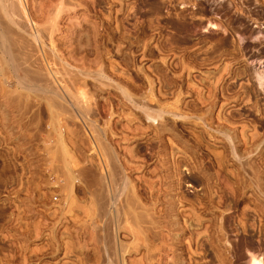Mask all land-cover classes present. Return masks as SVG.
<instances>
[{
    "label": "rangeland",
    "instance_id": "rangeland-1",
    "mask_svg": "<svg viewBox=\"0 0 264 264\" xmlns=\"http://www.w3.org/2000/svg\"><path fill=\"white\" fill-rule=\"evenodd\" d=\"M12 1L19 14L7 20L12 27L16 21L15 30L23 28L41 66L48 54L58 79L80 92L75 101L81 107H47L35 94L28 104L10 101L24 74H6V97L0 94V264H120L121 258L126 264H249L254 255L264 263V157L253 159L255 177L247 173L259 182L241 195L234 141L222 148L203 137L200 118L199 127L190 121L217 92L213 115L227 104L232 127L262 141L250 156L264 152V84L258 80L264 75V0ZM45 68L53 86L54 72ZM251 87L260 94L253 90L245 98L240 90ZM147 111L161 114L165 127L145 118L141 127L157 125V132L121 139L116 121L124 116L125 125L131 112ZM94 127L104 150L113 157L131 150L125 157L140 169L118 175V190H124L115 206L105 188L101 215L93 203Z\"/></svg>",
    "mask_w": 264,
    "mask_h": 264
},
{
    "label": "bare ground",
    "instance_id": "bare-ground-1",
    "mask_svg": "<svg viewBox=\"0 0 264 264\" xmlns=\"http://www.w3.org/2000/svg\"><path fill=\"white\" fill-rule=\"evenodd\" d=\"M9 1L10 0H0V76L2 75L3 77H1L0 78V94L2 95V97L3 96H5L6 97V95H5V93H6V87H7V85H5V83H6V80L5 79H7L6 78V74L8 73H11V71H15V72H23V74H24V78H19L18 77V80L16 81L15 80V82H16V84H17V89L15 90V91H13L14 93L16 92V94L15 95H9V98L11 99L10 101H13V102H15L16 101V103L18 102V103H26V104H28V102L30 101L28 98H30V97H32V98H34L32 95L33 94H35V95H37L39 98H42V99H44L46 102H44L46 105H47V107H55V108H59V107H62V106H64L65 107V105L67 104V105H69V106H71V107H73V111H74V108H76V110H80V108L79 107H81V103L79 104V100H76L75 101V98L76 99H80L79 97H77L76 96V93L77 92H75V91H72V89L70 88V90H69V88H67L66 86H65V84H63V82H62V80H59L58 79V77L56 76V74H55V72H54V69H55V67H54V69H53V66L51 67V60L49 61V58L47 57L48 56V54H45L44 53V60H45V62H46V64H47V66H48V68H47V66H41L42 64L41 63H39L38 62V60H36V59H33V54H32V52H33V50H31L32 48H31V44H30V40H28L27 39V36H25V35H23L22 33H20L21 31V29H23L22 27H20L21 29L19 30V31H17V30H15L13 27H14V23L16 22L15 20H13V21H15L14 23H13V27L11 26L12 24V21H11V23L7 20V17H10V19L11 18H13V16L12 15H16V13H14L15 12V10H14V8L15 7H17L19 4H18V2H17V6H14L13 5V3H11V2H13L12 0H11V4L9 3ZM15 1H19V0H15ZM21 2H22V0H21ZM23 3V2H22ZM20 4V5H23V4ZM16 4V3H15ZM25 4V3H24ZM24 6V5H23ZM22 6V7H23ZM26 6V5H25ZM52 6V5H51ZM18 8V7H17ZM17 8H16V11H17ZM54 8V7H53ZM19 9V8H18ZM24 10H25V8H24ZM19 11V10H18ZM21 11V10H20ZM19 13H17V15H18ZM25 14V13H24ZM262 14V13H261ZM36 15V14H35ZM25 16V15H24ZM15 17V16H14ZM42 18V17H41ZM49 20V19H48ZM17 21H18V19H17ZM19 24V23H18ZM21 24V23H20ZM232 24V23H231ZM25 26V25H24ZM42 26V25H41ZM59 26V25H58ZM26 28V27H25ZM25 28H24V30H25ZM32 28V27H31ZM30 28V29H31ZM36 31H37V29H35ZM34 30V31H35ZM128 30V29H127ZM31 31V30H30ZM33 31V32H34ZM35 31V32H36ZM39 31V30H38ZM56 31V30H55ZM29 32V31H28ZM25 33V32H24ZM32 33V32H31ZM37 34H36V36H38V35H40L41 33H38V32H36ZM27 34V33H26ZM30 34V33H29ZM28 34V35H29ZM35 36V35H34ZM243 37V36H242ZM29 38V37H28ZM38 38V40H41V39H43V38H41V39H39V37H37ZM47 38V37H46ZM231 38V37H230ZM35 38L33 37V40H34ZM36 40V39H35ZM44 40V39H43ZM31 41H32V39H31ZM37 42H39V43H41L40 41H37ZM33 44V43H32ZM33 45H37L36 43H34ZM39 45H42V43L41 44H39ZM39 45H37V46H39ZM247 46V45H246ZM40 47H42V46H40ZM39 47V48H40ZM42 48H44V47H42ZM38 50V49H37ZM55 50V49H54ZM32 51V52H31ZM40 51V50H39ZM43 51V50H42ZM35 52V51H34ZM37 52V51H36ZM56 52V51H55ZM42 53V52H41ZM35 54V53H34ZM52 55V54H51ZM41 56V55H40ZM42 58V57H41ZM251 58H253V57H251ZM54 63V62H53ZM43 64H44V61H43ZM45 64V65H46ZM227 64V63H226ZM23 65H25V66H23ZM55 65H56V63H55ZM22 66V67H21ZM64 66V65H63ZM43 68H45L46 69V72L48 71V73L51 75V73L52 72H54L53 74V77L52 78H54L53 80H54V85L53 86H55V87H53L52 85H50L49 83H48V79H47V77L45 78V76H44V74H43ZM50 68V69H49ZM66 69V68H65ZM225 70V69H224ZM57 71V70H56ZM95 71V70H94ZM223 71V70H222ZM58 72V71H57ZM230 72V71H229ZM241 72V71H240ZM69 74V73H68ZM46 75V74H45ZM67 75V74H66ZM11 76V75H10ZM10 76H8V77H10ZM52 76V75H51ZM50 76V77H51ZM73 76V75H72ZM209 76V75H208ZM5 77V78H4ZM64 77V76H63ZM221 77V76H220ZM219 77V78H220ZM233 77V76H232ZM196 78V77H195ZM9 79V78H8ZM61 79V78H60ZM69 79V78H68ZM233 79V78H232ZM206 80V79H205ZM225 80V79H224ZM258 80H259V83H260V85H262V84H264V75L262 74L261 76H259L258 77ZM52 81V80H51ZM67 81V80H66ZM74 81V80H73ZM76 81V80H75ZM103 81V80H102ZM101 81V82H102ZM193 81V80H192ZM220 81V80H219ZM49 82H50V80H49ZM70 82V81H69ZM201 82V81H200ZM77 82H73V87L75 86L76 87V84ZM84 83H85V81H84ZM108 83V82H107ZM128 83V82H127ZM216 83H217V79H216ZM53 84V83H52ZM86 84V83H85ZM71 85V86H72ZM77 85H79V84H77ZM81 85H84L83 83L81 84ZM81 85H79L80 87H78L80 90H84V89H81L82 87H81ZM85 86V85H84ZM212 87H213V85H211ZM69 87V86H68ZM194 87V86H193ZM192 87V88H193ZM204 87V86H203ZM243 87V86H242ZM51 88V89H50ZM76 90V89H75ZM78 90V89H77ZM102 90V89H101ZM138 90V89H137ZM204 90V89H203ZM210 90V89H209ZM253 90H256V89H253L252 87L251 88H249L248 90H244V88L242 89V90H240V93L242 94V95H244L245 94V98H246V96H248L249 95V92L251 91H253ZM103 91V90H102ZM193 91H194V89H193ZM212 91H214L213 89H212ZM257 91V90H256ZM221 92V91H220ZM253 92H255V91H253ZM258 92V93H257ZM256 93L257 94H260L259 93V91H257ZM78 93H80V92H78ZM78 93H77V95H78ZM210 93H211V91H210ZM219 93V92H218ZM83 94H85L84 92H82V95ZM90 94V93H89ZM251 94V93H250ZM253 94V93H252ZM81 95V96H82ZM85 95H87V93L85 94ZM202 95H203V93H202ZM8 96V95H7ZM216 96H217V92H216V94H215V96H214V99H213V101H212V104H211V102H210V104H211V106L208 108V109H206V111L204 112V113H202V111H201V114H198V112L197 111H195L193 114H192V117H194V118H190V121H191V123H192V125L193 126H195V127H197L198 125L197 124H199V122L198 121H200L198 118H200L203 122L202 123H205V126L203 127V130H202V134H203V137H205V139L206 138H208V139H212V138H214V140L215 141H218V142H220V143H222L223 144V146H221L222 148L224 147V146H226L227 145V142H228V140L227 139H232L233 141H234V143H235V146H234V148H235V150H236V152L235 153H237L236 155H237V160H236V158H235V162H236V171H237V181H238V188H239V190L241 191L240 192V194L242 195L243 194V192H244V189L245 188H247V186H254V184L255 185H257V182H259V181H256V179H254L253 177L251 178V177H247L248 175H252L253 174V176L255 177L257 174V170H256V166H255V164H254V162L255 161H253V159L254 158H256L257 159V156H260L261 157V159L264 157L263 156V154H264V152H263V150H260L259 152H258V154L256 153V155L255 156H253V155H251L250 156V154H254V152L256 151V150H258V147L260 146V144H261V142H260V138H259V136H257L254 132L252 133H247L246 132V130L244 129V128H242V127H244L243 125H240V126H242L241 128V130L239 129V126H235V127H232L233 125H235L234 124V119L233 120H231L230 119V117H228L229 115V112L227 113V115H226V107H227V104H222L221 105V107H220V111L218 112V114H216L217 116H215V115H213V112H212V108H215L214 107V103H215V98H216ZM251 96V95H250ZM249 96V97H250ZM257 96V95H256ZM259 96V95H258ZM87 97V96H86ZM86 97L85 96H83V98L84 99H86ZM199 97V96H198ZM202 97V96H201ZM170 98V97H169ZM205 98H206V96H205ZM205 98H201V105H206L207 106V100L205 99ZM213 97H211V99H212ZM219 98V97H218ZM35 99V98H34ZM82 99V98H81ZM128 99H129V97H128ZM199 99V98H198ZM208 99H209V97H208ZM229 99V98H228ZM244 99V98H243ZM243 99L241 98H239V100L240 101H242L243 102ZM251 99V98H250ZM40 100V99H39ZM83 100V99H82ZM87 100L89 101V97L87 98ZM86 100V101H87ZM210 100V99H209ZM249 100V99H248ZM41 101H43V100H41ZM85 101V100H84ZM85 101V102H86ZM32 101H30V103H31ZM40 102V101H39ZM82 103H83V105H84V102L83 101H81ZM195 102V101H194ZM29 103V104H30ZM123 103V102H122ZM217 103V102H216ZM225 103V102H224ZM229 103V102H228ZM11 105V104H10ZM9 105V106H10ZM39 105H40V103H39ZM42 105V104H41ZM66 105V106H67ZM86 105H88V102H87V104ZM193 105V104H192ZM216 105V104H215ZM13 106V105H12ZM27 106V105H26ZM85 106V105H84ZM246 106H247V104H246ZM43 107V106H42ZM68 107V106H67ZM194 107V106H193ZM258 107V106H257ZM92 108V107H91ZM203 108V107H202ZM201 108V109H202ZM206 108V107H205ZM244 108H246V107H244ZM251 108V107H250ZM82 109V108H81ZM88 109H90V108H88ZM88 109H86L85 107H84V110H88ZM243 109V108H242ZM263 108H261V110H262ZM83 110V111H84ZM196 110V109H195ZM90 111V110H89ZM156 111V110H155ZM194 111V110H193ZM204 111V110H203ZM243 111V110H242ZM263 111V110H262ZM261 111V112H262ZM10 112V111H9ZM255 112V111H254ZM161 113V112H160ZM91 114H92V112H91ZM137 113H135L134 114V112L132 113H130V114H128L127 115V121H128V123L127 124H125V125H123L122 123H123V118H124V116H122V113L120 114L121 116H122V118L121 119H119L118 121H116L117 122V124H119V126L121 127L120 128V138L121 139H123V140H126V141H128V140H134V141H137V140H139V138L143 135V134H147V133H152V132H154V131H156L157 132V130H158V127L159 126H157V125H153V124H149V125H147L145 128H143V127H141V125H142V123H143V121H145V118H148V119H151L152 120V122L154 123L155 121H159L158 119H159V117H160V115L161 114H157V113H152L151 111L150 112H146V116L144 115V114H138V115H136ZM243 114V113H242ZM48 115V114H47ZM232 114H230V116H231ZM240 115V114H239ZM233 117V116H232ZM242 117V116H241ZM39 118V117H38ZM187 118H188V116H187ZM239 118V117H238ZM125 119V118H124ZM105 120V119H104ZM106 121V120H105ZM110 121V120H109ZM160 121H162V119L160 120ZM159 121V122H160ZM232 121H233V125H232ZM237 121V120H236ZM97 122V121H96ZM215 122H217L218 124H217V126H215L214 125V123ZM241 122V121H240ZM33 123V122H32ZM62 123V122H61ZM87 123V122H86ZM161 124L160 125H162V122H160ZM188 123H190L189 121H188ZM116 124V125H117ZM165 124H166V122H165ZM91 125V124H90ZM199 125H201V123L199 124ZM238 125V124H237ZM162 126H164V125H162ZM161 126V127H162ZM203 126V125H202ZM42 127V126H41ZM117 128H118V126H116ZM165 127V126H164ZM191 127V126H190ZM199 127V126H198ZM253 127V126H252ZM73 128V127H72ZM163 128V127H162ZM232 130H231V129ZM94 129V132L92 131V137H93V139H94V149H95V155H96V159H97V164L95 165L97 168H96V170H97V175H96V177H95V180H96V182H95V184H96V187H95V191H94V201L95 202H93V203H95L94 204V206L96 205V209H97V214L98 215H101L102 213H103V210H104V205H103V203H102V199H103V196H104V191L106 192V190H105V188L106 187H108V189L111 191L110 192V196H111V198L113 199L112 200V205L113 206H115V204H116V199H117V197H119V196H117V193L119 192V190H118V188L121 186L122 187V185H117V181H118V183L119 182H121V180H123L122 178L124 177V175H121L120 173H123V174H125L126 173V171H133L135 168H138L139 169V166L137 167L135 164H133V165H131L130 163H129V161L128 160H130V159H128L127 160V158H129L130 157V154L132 153V151L131 150H127L126 152L127 153H125V155H118L119 154V152L117 151V153L118 154H116V151H115V155H114V157L112 156L113 154H111V152H109V150H108V152L106 151L107 150V147H105L106 148V150H104L105 148H104V146L102 145V140H101V138H100V133H99V131H95L96 129H95V127L93 128ZM165 129V128H164ZM171 129V128H170ZM91 130V129H90ZM98 130V129H97ZM117 130V129H116ZM161 130V129H160ZM159 130V131H160ZM163 130V129H162ZM201 131V130H200ZM199 131V132H200ZM118 132V131H117ZM116 132V133H117ZM161 132H163V131H161ZM191 132H192V130H191ZM105 133H106V131H105ZM113 133V132H112ZM190 133V132H189ZM194 133V132H193ZM201 133V132H200ZM111 134V133H110ZM156 135H158L157 133H155ZM196 134V133H195ZM117 135H118V133H117ZM149 135V134H148ZM110 136V135H109ZM193 136V135H192ZM117 137V136H116ZM119 138V139H120ZM195 138V137H194ZM197 138L199 139V137L197 136ZM103 139V138H102ZM201 141V140H200ZM209 141V140H208ZM232 141V142H233ZM105 142V141H104ZM123 142H125V141H123ZM131 142V141H130ZM161 142V141H160ZM207 142V141H206ZM212 142H214V141H212ZM231 142V141H230ZM264 142V141H263ZM157 143V142H156ZM199 143V142H198ZM200 143H202V142H200ZM210 143V142H209ZM119 144V143H118ZM160 144V143H159ZM163 144V143H162ZM211 144V143H210ZM219 144V143H218ZM115 145V144H114ZM204 145H206V144H204ZM221 145V144H220ZM103 146V147H102ZM105 146H106V144H105ZM109 146V145H108ZM150 146V145H149ZM160 146V145H159ZM167 146V145H166ZM165 146V147H166ZM211 146V145H210ZM120 147V146H119ZM136 147H137V149H139L140 147H141V145H140V143H137V145H136ZM197 147V146H196ZM207 147V146H206ZM75 148V147H74ZM121 148V147H120ZM128 148V147H127ZM132 148V147H131ZM135 148V147H134ZM169 148V147H168ZM219 148V147H218ZM93 149V148H92ZM109 149H110V147H109ZM115 149L117 150L118 148H116L115 147ZM164 149V148H163ZM207 149V148H206ZM209 149V148H208ZM211 149V148H210ZM227 149V148H226ZM122 150V149H121ZM123 150H124V148H123ZM135 150V149H134ZM205 150V149H204ZM222 150V149H221ZM228 150V149H227ZM138 151V150H137ZM136 151V152H137ZM213 151H215V150H213ZM141 152V151H140ZM210 152V151H209ZM225 152V151H224ZM122 153V152H121ZM215 153V152H214ZM221 153V152H220ZM137 154V153H136ZM162 154H164V153H162ZM167 154V153H166ZM211 154V153H210ZM217 154H218V152H217ZM222 154V153H221ZM90 155V154H89ZM148 155V154H147ZM212 155H213V153H212ZM215 155V154H214ZM233 155V154H232ZM248 155V156H247ZM111 156H112V158L113 159H115V161H113V162H111ZM127 158H126V157ZM132 156V155H131ZM138 156H139V154H138ZM162 156V155H161ZM223 156H224V154H223ZM90 157V156H89ZM215 157H216V155H215ZM214 157V158H215ZM218 157V156H217ZM225 157V156H224ZM135 158V157H134ZM165 158V157H164ZM221 158V157H220ZM126 159V160H125ZM158 159H160V158H158ZM227 159V158H226ZM215 160H217V159H215ZM220 160V159H219ZM223 160V159H222ZM228 160V159H227ZM263 161H264V159H262ZM128 161V162H127ZM168 161V160H167ZM176 160H174V162H175ZM185 161V160H184ZM232 161V160H231ZM133 162V161H132ZM138 162V161H137ZM136 162V163H137ZM162 162V161H161ZM170 162V161H169ZM220 162H221V160H220ZM223 162V161H222ZM95 163V162H94ZM140 163V162H139ZM138 163V164H139ZM148 163V162H147ZM159 163V162H158ZM172 163V162H171ZM234 163V162H233ZM256 163V162H255ZM161 165H162V163H160ZM166 164V163H165ZM183 164V163H182ZM231 164V163H230ZM264 164V163H263ZM144 165H146L145 163H144ZM143 165V166H144ZM170 165V164H169ZM183 165H185V164H183ZM218 165V164H217ZM65 166V165H64ZM182 166V165H181ZM260 166V165H259ZM93 167V166H92ZM174 167V166H173ZM178 167V166H177ZM224 167V166H223ZM263 167V166H262ZM141 168V167H140ZM158 168H159V166H158ZM219 168V167H218ZM235 168V167H234ZM234 168H233V170H234ZM260 168V167H259ZM187 169V168H186ZM227 169V168H226ZM136 170V169H135ZM140 170V169H139ZM154 170V169H153ZM157 170V169H156ZM183 170V169H182ZM155 171V170H154ZM165 171V170H164ZM264 171V170H263ZM262 171V172H263ZM134 172V171H133ZM149 172V171H148ZM177 172V171H176ZM233 172V171H232ZM235 172V171H234ZM162 173V172H161ZM186 174H187V172H185ZM247 173H248V175H247ZM250 173V174H249ZM260 173V172H259ZM85 174V173H84ZM120 174V176H123L122 178H120L121 180H117L118 179V175ZM130 174V173H129ZM166 174V173H165ZM182 175V176H185V181H191L190 180V176H188V175ZM215 174V173H214ZM232 174V173H231ZM234 174V173H233ZM232 174V175H233ZM256 174V175H255ZM126 175V174H125ZM150 175V174H149ZM169 175V174H168ZM235 175V174H234ZM119 176V177H120ZM128 176V175H127ZM130 176V175H129ZM126 177V176H125ZM131 177V176H130ZM140 177V176H139ZM148 177V176H147ZM152 177V176H151ZM233 177V176H232ZM45 178V177H44ZM135 178V177H134ZM184 178V177H183ZM212 178H213V175H212ZM208 179V178H207ZM247 179H249V180H247ZM128 180V179H127ZM144 180H145V178H144ZM170 180V179H169ZM260 180V179H259ZM139 181V180H138ZM151 181V180H150ZM160 181V180H159ZM166 181V180H165ZM194 181V180H193ZM237 181H236V183H237ZM128 182V181H127ZM195 182V181H194ZM124 183H126V182H124ZM155 183V182H154ZM200 183V182H199ZM214 183V182H213ZM64 184V183H63ZM158 184V183H157ZM165 184V183H164ZM189 184H191L190 182H189ZM198 184V183H197ZM196 183H195V185H197ZM207 184V183H206ZM133 185V184H132ZM159 185V184H158ZM192 185V184H191ZM119 186V187H118ZM209 186V185H208ZM259 186V185H258ZM129 187V186H128ZM139 187H141V186H139ZM166 187H168V186H166ZM91 188V187H90ZM254 188V187H253ZM252 188V189H253ZM259 188V187H258ZM107 189V188H106ZM107 189V190H108ZM147 189V188H146ZM159 189V188H158ZM208 189V188H207ZM212 189V188H211ZM109 190H108V192H109ZM123 190H124V188L121 190L122 191V193H120V194H123ZM126 190V189H125ZM136 190V189H135ZM141 190V189H140ZM154 190H156V189H154ZM163 190V189H162ZM259 190V189H258ZM128 191V190H127ZM207 191H209V190H207ZM213 191V190H212ZM254 191V190H253ZM131 192V191H130ZM130 192H129V194H130ZM135 192V191H134ZM132 193V192H131ZM160 193V192H159ZM260 193H262V192H260ZM127 194V193H126ZM137 194V193H136ZM106 195V194H105ZM125 195V194H124ZM240 195V196H241ZM109 196V197H110ZM126 196V195H125ZM124 196V197H125ZM131 196V195H130ZM137 196V195H136ZM154 196V195H153ZM245 196V195H244ZM258 196V195H257ZM133 197V196H132ZM151 197V196H150ZM155 197V196H154ZM261 197H263V196H261ZM104 198H106L105 196H104ZM108 198V197H107ZM140 198V197H139ZM255 198V197H254ZM253 198V199H254ZM121 198H119V200H120ZM260 199V198H259ZM263 199V198H262ZM107 200V199H106ZM123 200V199H122ZM128 200V199H127ZM137 200V199H136ZM110 201H111V199H110ZM124 201H125V199H124ZM130 201V200H129ZM132 201V200H131ZM133 202H134V200H133ZM262 202V201H261ZM260 202V203H261ZM139 203V202H138ZM212 203V202H211ZM122 204V203H121ZM130 204V203H129ZM147 204V203H146ZM139 205V204H138ZM78 206V205H77ZM106 206V205H105ZM263 206V205H262ZM261 206V207H262ZM133 207V206H132ZM141 207H142V205H141ZM144 207V206H143ZM125 208V207H124ZM259 208V207H258ZM263 208V207H262ZM96 209H95V211H96ZM108 209V208H107ZM134 209V208H133ZM139 209V208H138ZM257 209V208H256ZM108 211V210H107ZM141 211V210H140ZM139 211V212H140ZM252 211V210H251ZM263 211V210H262ZM143 212V211H142ZM70 213V212H69ZM96 214V213H95ZM59 215V214H58ZM65 215V214H64ZM89 216V215H88ZM119 216V215H118ZM117 216V217H118ZM258 216V215H257ZM144 217V216H143ZM72 218V217H71ZM111 219V218H110ZM109 219V220H110ZM136 219V218H135ZM158 219V218H157ZM264 219V218H263ZM145 221V220H144ZM100 222V221H99ZM146 222V221H145ZM82 223V222H81ZM89 223V222H88ZM102 223V222H101ZM100 223V224H101ZM107 223V222H106ZM124 223V222H123ZM137 223V222H136ZM79 224V223H78ZM96 224H97V226H96V230L95 231H97V233H98V235H101V233L99 234V232H100V225L98 226V222H96ZM141 224H143V223H141ZM88 225V224H87ZM116 225V224H115ZM141 226V225H140ZM146 226V225H145ZM149 227V226H148ZM147 228V227H146ZM156 228V227H155ZM95 229V228H94ZM102 229V228H101ZM149 229V228H148ZM154 229V228H153ZM121 230V229H120ZM134 231H136V230H134ZM156 231V230H155ZM106 233V232H105ZM93 235H96V233L95 234H93ZM97 235V236H98ZM116 235V234H115ZM138 235V234H137ZM158 236V235H157ZM139 237V236H138ZM104 238V237H103ZM126 242V241H125ZM119 247V246H118ZM116 253V252H115ZM254 255V254H253ZM257 255V254H256ZM121 257H122V255H121ZM111 259V258H110ZM121 260V262H120V264H126V262L124 261V259L123 258H121L120 259ZM118 261V260H117ZM262 261L263 260H261V259H259V257H257V256H252V259H250V262H249V264H264V263H262ZM93 263V262H92ZM116 263V262H115Z\"/></svg>",
    "mask_w": 264,
    "mask_h": 264
}]
</instances>
